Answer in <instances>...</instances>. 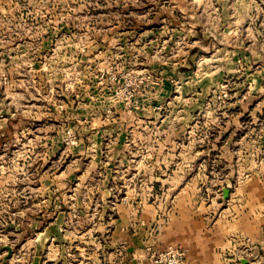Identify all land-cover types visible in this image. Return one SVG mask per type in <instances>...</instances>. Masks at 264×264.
Segmentation results:
<instances>
[{"label":"rangeland","instance_id":"obj_1","mask_svg":"<svg viewBox=\"0 0 264 264\" xmlns=\"http://www.w3.org/2000/svg\"><path fill=\"white\" fill-rule=\"evenodd\" d=\"M79 114L161 168L74 158ZM192 209L264 229V0H0V264H162Z\"/></svg>","mask_w":264,"mask_h":264},{"label":"crops","instance_id":"obj_2","mask_svg":"<svg viewBox=\"0 0 264 264\" xmlns=\"http://www.w3.org/2000/svg\"><path fill=\"white\" fill-rule=\"evenodd\" d=\"M203 25L204 24H200L197 26L198 30L201 31V34L197 35V37H208V35H212L213 32H211V29L209 27L204 28ZM206 32L208 34H205ZM216 32L217 34L220 33H218V31L215 29L214 34ZM175 69L176 68L174 67V70ZM167 71L172 72V67L169 66ZM167 79L169 78H162V84L165 88H170L171 84ZM83 100H86L85 102L87 105H92L94 103L90 100V98ZM151 100L152 99L149 98V101ZM143 103L147 104V101L144 100ZM151 104H155V101L151 102ZM90 113L91 112H89V114ZM89 119L91 118H89L88 114H79V124L77 125L79 142L72 147L74 150V158L87 159V157H89L90 161H93L98 157V160H95V167L97 168H108L111 165H122V167L125 169L161 168L162 161H160L159 158L163 152V147L169 149L168 146H162L159 143L158 145L143 147L144 149L139 148L137 150V154H134L132 151V155L129 154V145L122 144L121 146H113L114 140L115 142L118 141L119 137H145L148 131L144 129H134L132 134H129L128 132H123L122 130H103L101 126H98V124H93L95 118L91 120ZM90 121L91 124H89ZM104 141L107 145L104 144ZM106 141H110L112 144H109ZM145 153L149 154L150 156L148 160H146ZM103 154H106L105 165L101 164ZM109 154H111L112 158L114 159V164L108 159ZM114 154H116V158ZM129 158H132L133 162H131ZM85 163L86 162L83 161V168L85 167ZM66 167L67 166L64 164H61L57 170H60V174L62 172L65 173ZM80 177L81 176L79 175L77 179ZM57 179L60 183L62 180H67L65 176L62 178L58 176ZM68 181L71 182L73 179H68ZM108 181L110 182V180ZM40 184L41 187L48 186L49 181L45 179V181L42 180ZM103 184V186L108 185L105 180L103 181ZM108 191L109 190L107 188L103 187L102 196L104 197L105 195L104 199L113 193ZM121 194V199L124 201L125 198H128L129 191H126L125 194ZM45 195L46 198L43 200H48L49 194L47 193ZM223 212L221 215L224 217ZM203 213V211L199 212L198 210L194 209L191 211L185 210L174 212V214L171 216V218H173L171 222H169L167 226L165 225L160 229L159 233L153 237V241H155L156 245L158 246H167L169 244H179L184 246L188 250L186 264L264 263V229L258 228L256 220L254 218V220H252L251 215L249 222L240 225H234L232 224V221L221 219L216 225L210 226L209 223H207L208 221ZM150 214H152V212H148V215ZM154 214L155 213H153V215ZM115 228H120L121 233L124 235L123 225L121 227ZM112 229L113 228L111 227V230ZM126 236L128 237V234ZM139 246L140 243H137L138 257H140Z\"/></svg>","mask_w":264,"mask_h":264},{"label":"built area","instance_id":"obj_3","mask_svg":"<svg viewBox=\"0 0 264 264\" xmlns=\"http://www.w3.org/2000/svg\"><path fill=\"white\" fill-rule=\"evenodd\" d=\"M187 251L181 246H171L161 249L155 255L162 264H183L186 261Z\"/></svg>","mask_w":264,"mask_h":264}]
</instances>
